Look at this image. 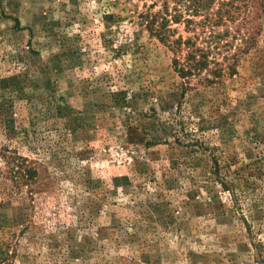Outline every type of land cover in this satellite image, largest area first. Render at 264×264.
<instances>
[{"label": "rangeland", "instance_id": "374dc122", "mask_svg": "<svg viewBox=\"0 0 264 264\" xmlns=\"http://www.w3.org/2000/svg\"><path fill=\"white\" fill-rule=\"evenodd\" d=\"M229 1L209 86L141 19L175 0H0V264H264V0Z\"/></svg>", "mask_w": 264, "mask_h": 264}, {"label": "trees", "instance_id": "16d2710c", "mask_svg": "<svg viewBox=\"0 0 264 264\" xmlns=\"http://www.w3.org/2000/svg\"><path fill=\"white\" fill-rule=\"evenodd\" d=\"M219 3L218 8L216 9ZM251 3L256 4V0H248L247 8H253ZM184 6V10H182ZM150 9L141 15V19L146 23L149 33L156 37L161 43L168 46L174 53L173 65L176 72L183 79L193 77H201L203 73L206 75L203 81L213 86L224 83L227 78H232L238 74V55L233 54L232 57H225L224 61H219L215 56V51L221 48V34L216 28L219 23H224L234 17L240 8L235 5V1L219 2V0H175L173 7L174 13L171 14L168 3L162 7L161 11L153 14ZM186 12L189 18L185 17ZM204 17L202 21L197 22L196 18ZM171 22L178 25H185L186 32H192L193 35L184 37L179 35L176 37L177 30L171 28ZM200 28H206L209 33L205 36L203 42H199ZM229 31V29H228ZM253 31L249 28L248 34L241 38L242 44L239 53L246 52L253 45ZM179 55H185L181 60ZM226 59V60H225ZM233 60V61H232ZM7 178L11 181L22 180L28 182L33 179L35 172L27 168L26 160L17 153L12 152L9 156L4 155Z\"/></svg>", "mask_w": 264, "mask_h": 264}]
</instances>
